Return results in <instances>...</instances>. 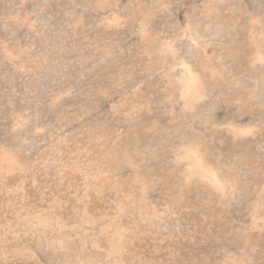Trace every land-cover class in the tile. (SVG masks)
Returning <instances> with one entry per match:
<instances>
[{"label":"rangeland","instance_id":"rangeland-1","mask_svg":"<svg viewBox=\"0 0 264 264\" xmlns=\"http://www.w3.org/2000/svg\"><path fill=\"white\" fill-rule=\"evenodd\" d=\"M0 264H264V0H0Z\"/></svg>","mask_w":264,"mask_h":264}]
</instances>
